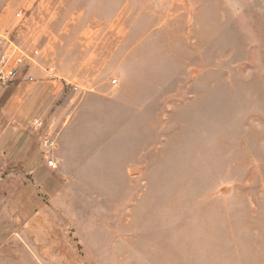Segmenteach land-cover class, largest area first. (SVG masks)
<instances>
[{
    "label": "rangeland",
    "instance_id": "rangeland-1",
    "mask_svg": "<svg viewBox=\"0 0 264 264\" xmlns=\"http://www.w3.org/2000/svg\"><path fill=\"white\" fill-rule=\"evenodd\" d=\"M30 2L0 10L19 26ZM44 4L67 43L58 78L80 71L77 40L99 23L92 78L126 109L93 116L100 147L76 166L61 156L63 98L30 116L41 127L25 121L30 141L0 157V264H264V0Z\"/></svg>",
    "mask_w": 264,
    "mask_h": 264
},
{
    "label": "crops",
    "instance_id": "crops-1",
    "mask_svg": "<svg viewBox=\"0 0 264 264\" xmlns=\"http://www.w3.org/2000/svg\"><path fill=\"white\" fill-rule=\"evenodd\" d=\"M36 1L31 0L30 5ZM39 1L41 3L34 8L31 16L19 26L18 22L15 23L12 17L0 10V29L14 28L17 43L29 52L35 49L40 52L38 64L26 63L20 67L17 80L7 86H0V157L18 156L31 139L25 132L27 120L30 124L34 114L44 107H52L56 104L53 99L60 97L63 98L60 103L61 156L68 165L72 162L71 165L75 163L76 166L78 159L72 158H78L84 154L83 151L87 154L88 151L100 147L94 139L96 130L93 116L99 113L109 120L118 110L124 111L126 106L118 98V86H113L110 81L97 83L96 79L92 78L97 67L102 65V60H107V57L102 58L96 50L91 51L92 46L98 42L96 39L101 28L99 23L90 24L83 33L84 39L77 40L79 51L84 54L80 55L79 59L80 71L76 75L60 74L57 80L47 78L45 68L53 66L56 69L54 58L58 52L61 53V58L63 57L66 40L61 39L59 43L58 38L52 37L51 30L44 25L52 8L44 4L45 0ZM36 13L39 15H35ZM108 29H116L115 24L110 23ZM109 59L117 64L116 55ZM29 76H33L35 80L30 81ZM71 82L78 84L77 91L69 86L68 83ZM55 118L58 119V116Z\"/></svg>",
    "mask_w": 264,
    "mask_h": 264
},
{
    "label": "built area",
    "instance_id": "built-area-1",
    "mask_svg": "<svg viewBox=\"0 0 264 264\" xmlns=\"http://www.w3.org/2000/svg\"><path fill=\"white\" fill-rule=\"evenodd\" d=\"M17 16L22 18L21 12ZM40 52L35 49L29 52L15 40L14 28L0 29V86H7L18 78L19 69L26 63L38 64L37 58ZM47 78L55 80L58 78L55 68L49 66L45 68ZM30 81H34L33 76H29ZM112 83H117L116 79ZM32 125L41 127L43 120L41 118H33ZM51 166H56L53 160H49Z\"/></svg>",
    "mask_w": 264,
    "mask_h": 264
}]
</instances>
